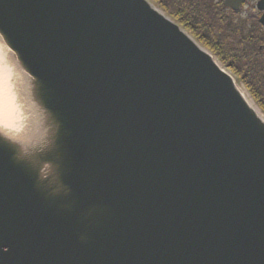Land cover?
<instances>
[{
  "label": "water",
  "instance_id": "1",
  "mask_svg": "<svg viewBox=\"0 0 264 264\" xmlns=\"http://www.w3.org/2000/svg\"><path fill=\"white\" fill-rule=\"evenodd\" d=\"M0 43L34 114L0 128V264H264V116L161 9L0 0Z\"/></svg>",
  "mask_w": 264,
  "mask_h": 264
},
{
  "label": "trees",
  "instance_id": "2",
  "mask_svg": "<svg viewBox=\"0 0 264 264\" xmlns=\"http://www.w3.org/2000/svg\"><path fill=\"white\" fill-rule=\"evenodd\" d=\"M153 1L237 75L264 114V44L230 28L225 12L209 0Z\"/></svg>",
  "mask_w": 264,
  "mask_h": 264
},
{
  "label": "rangeland",
  "instance_id": "3",
  "mask_svg": "<svg viewBox=\"0 0 264 264\" xmlns=\"http://www.w3.org/2000/svg\"><path fill=\"white\" fill-rule=\"evenodd\" d=\"M153 2H154L153 4L156 7H158L164 13H166L168 16H170L171 18L174 19V17L171 16L162 6H160V4H158L156 1H153ZM185 31L188 32L190 35H192V33L189 30L186 29ZM227 70L237 78V80L239 81L240 86H241L240 88L248 94L249 91L240 82V80L238 79L237 75L232 70H230L229 68H227ZM19 75L20 74L17 73V77H16V75L14 74L13 75L14 77H11L10 79H8V85H9L10 89L8 90V88L5 87L4 91L2 93H0V118H4L8 113H10L12 110H14L12 112V115L15 116V120L13 122V125L10 126L13 129L12 131L14 133H20L22 130L30 127L31 126L30 120L34 116L33 112L29 111L27 109L28 105L24 102L25 99H26V96H24L25 94H23V92H21V93L18 92L17 83H18V79H20ZM249 94H248V96L251 98V100H253L251 94L250 95ZM8 98H9L10 101H8ZM0 122H1V124H0L1 125V127H0L1 129H2V126H4L6 128V130L11 132L9 127H7V125L3 124L5 121H0Z\"/></svg>",
  "mask_w": 264,
  "mask_h": 264
},
{
  "label": "flooded vegetation",
  "instance_id": "4",
  "mask_svg": "<svg viewBox=\"0 0 264 264\" xmlns=\"http://www.w3.org/2000/svg\"><path fill=\"white\" fill-rule=\"evenodd\" d=\"M225 2L226 0H209V3L225 12L230 28L240 29L241 35L249 34L256 42L264 44V26L261 25L264 18V0H245L239 12H234Z\"/></svg>",
  "mask_w": 264,
  "mask_h": 264
},
{
  "label": "bare ground",
  "instance_id": "5",
  "mask_svg": "<svg viewBox=\"0 0 264 264\" xmlns=\"http://www.w3.org/2000/svg\"><path fill=\"white\" fill-rule=\"evenodd\" d=\"M15 61H16V58H15L14 53L10 49L2 46V44L0 43V93L4 91L5 87H7L8 90L10 89L8 85V79H10L11 77H14L13 76L14 74L17 77L18 72H17V68L15 67V64H16ZM20 82L22 83V80L18 79L17 87H18L19 93L22 92ZM246 97L252 104L253 102L250 99V97H248L247 95ZM8 101H10L9 98H8ZM13 111L14 110L8 113L4 118H0V121H5L3 124L7 125V127L8 126L10 127L11 125H13V122L15 120V116L12 115Z\"/></svg>",
  "mask_w": 264,
  "mask_h": 264
}]
</instances>
